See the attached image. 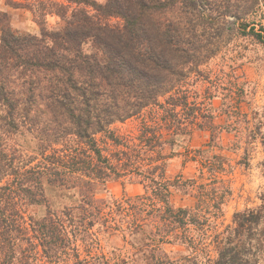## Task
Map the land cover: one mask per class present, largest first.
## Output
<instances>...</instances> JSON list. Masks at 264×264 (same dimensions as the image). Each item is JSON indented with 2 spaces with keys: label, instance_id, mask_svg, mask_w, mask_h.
Wrapping results in <instances>:
<instances>
[{
  "label": "trees",
  "instance_id": "16d2710c",
  "mask_svg": "<svg viewBox=\"0 0 264 264\" xmlns=\"http://www.w3.org/2000/svg\"><path fill=\"white\" fill-rule=\"evenodd\" d=\"M68 1L79 7L68 14L56 2L66 9L60 29L39 38L7 28L0 39V264H111L90 251L83 257L77 244L81 236L94 249L98 222L146 234L149 264H180L155 250L191 242L190 227L207 224L224 198L176 207L173 188L192 181L168 176L163 148L203 117L189 79L222 40L236 32L264 45V24L251 19L262 0ZM114 16L121 25L106 21ZM89 39L97 51L84 50ZM132 117H142L137 136L112 128ZM23 127L39 141L36 154L12 143ZM129 176L144 184L143 194L114 205L95 197L97 183ZM46 185L77 188L81 203L32 215L29 207L47 202ZM234 222L216 235L218 255L205 264H259L264 249L251 241L264 204L237 212Z\"/></svg>",
  "mask_w": 264,
  "mask_h": 264
},
{
  "label": "rangeland",
  "instance_id": "374dc122",
  "mask_svg": "<svg viewBox=\"0 0 264 264\" xmlns=\"http://www.w3.org/2000/svg\"><path fill=\"white\" fill-rule=\"evenodd\" d=\"M56 2L69 6L68 14L79 7L68 0H0V39L3 29L7 28L20 35L39 38L60 29L65 25L60 13L66 9H60ZM228 19L234 20V17L228 16ZM251 19L264 24V0ZM106 21L111 25L122 24L121 18L116 16ZM84 50L94 52L97 46L89 39ZM218 50L198 71L192 72L189 79L191 99L203 117L200 116L199 124L190 127V133L176 135L174 145L163 148V154L169 156L168 176L175 179L181 175L183 180L192 181L189 187L173 188L171 200L176 207L195 208L200 199L213 204L218 196L224 198L221 210L212 209L207 213V224L190 227L187 235L192 238L191 242L165 244L163 249L155 250L157 256L180 264H205L209 257L216 258V235L228 226H236L237 212L264 204V45L251 36L233 32L222 40ZM141 123L142 117H132L114 123L112 128L121 135L137 136ZM12 143L29 154H36L39 146L35 133L26 127L13 135ZM144 192L140 179L129 176L99 182L93 193L114 205L115 200ZM46 196L47 202L29 207V213L41 218L48 210L62 211L81 203L77 188L46 185ZM78 210L75 209L74 214L79 215ZM114 215L120 219L117 212ZM257 228L258 235L251 241L252 249H264V241L259 240L264 237H260L264 223ZM91 232L98 242L94 249H87L81 236L77 241L83 257L90 251L92 255H104L111 264H149L153 249L146 248L149 238L143 232L108 228L100 222ZM187 257L191 259L186 261ZM259 264H264V252Z\"/></svg>",
  "mask_w": 264,
  "mask_h": 264
}]
</instances>
